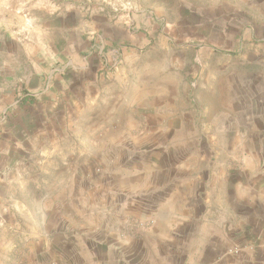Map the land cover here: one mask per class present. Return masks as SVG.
Here are the masks:
<instances>
[{
  "label": "rangeland",
  "instance_id": "rangeland-1",
  "mask_svg": "<svg viewBox=\"0 0 264 264\" xmlns=\"http://www.w3.org/2000/svg\"><path fill=\"white\" fill-rule=\"evenodd\" d=\"M41 3L61 7H34ZM125 15L129 22L117 23ZM32 27L47 33L54 66L44 75L37 69L47 61L34 55L36 68L29 60L35 34L22 29ZM73 46L84 68L68 59ZM133 52L140 59L126 61ZM117 68H128L126 83ZM27 93L37 101L24 107ZM180 124L192 131L170 132ZM162 154L195 179L210 177L200 192L207 207L193 218L209 222L206 231L231 217L228 206L217 211L214 176L245 175V191L249 178L264 179V0H0V264L20 256L10 240L40 227L47 190L66 188L73 175L82 189L140 190L145 177H158ZM241 212L232 223L245 233L225 235L219 248L215 238L219 257L209 264H264L263 213L250 221ZM128 223L136 240L152 225Z\"/></svg>",
  "mask_w": 264,
  "mask_h": 264
},
{
  "label": "crops",
  "instance_id": "crops-1",
  "mask_svg": "<svg viewBox=\"0 0 264 264\" xmlns=\"http://www.w3.org/2000/svg\"><path fill=\"white\" fill-rule=\"evenodd\" d=\"M171 129L170 132L177 133L192 131L182 124ZM159 144L160 148L165 147ZM178 162L162 154L158 164L153 165L158 177L149 181L145 177L144 188L140 190L122 186L82 189L81 175L70 176L67 187L61 186L57 193L47 190L41 200L40 227L35 231L28 226L22 238L10 240V251L20 255L11 264H49V261L59 264H209L217 261L219 252L215 249V238L219 248L225 235L231 237L230 233L236 230L234 235L238 236L247 229L243 224H233L232 214L241 215L243 208L248 210L250 221L254 216L259 217V211L263 213L261 217L264 216V179H251L248 177L251 169L246 170L249 184L245 191L240 185L245 175L235 174L229 179L230 176L222 172L214 176L219 181L217 192L221 196L217 211L225 213L223 206H228L231 217L223 218L218 224L224 232L220 229L206 231L209 226L204 225L210 223L202 221L196 226L193 218L201 215V207H207L206 204L200 206L203 204L200 192L203 186L206 188L210 177L200 174L195 179L192 172L179 170ZM53 195L56 196L51 200ZM48 198L46 204L44 201ZM132 217L152 222L141 239L126 235ZM252 227L254 225L250 226L254 229ZM200 231L205 233L199 234ZM19 245L23 248L18 250Z\"/></svg>",
  "mask_w": 264,
  "mask_h": 264
},
{
  "label": "clouds",
  "instance_id": "clouds-1",
  "mask_svg": "<svg viewBox=\"0 0 264 264\" xmlns=\"http://www.w3.org/2000/svg\"><path fill=\"white\" fill-rule=\"evenodd\" d=\"M5 10H8L9 5L5 4L4 5ZM34 7H40V8H47L51 11H59V8L61 7L60 5H56V4H49V3H41L38 5H34ZM66 7L71 8L73 7V5H67ZM113 8L116 7V5H112ZM133 5L131 4H124L123 8L125 10L132 8ZM139 19V18H137ZM120 21H124L125 23H128V19L127 16H120L119 20L117 21V23H119ZM29 24H31L32 22L29 21ZM5 27H7V25H5ZM38 27H32V28H25L22 29V31H29L30 33H34L35 35H29L27 37V39L30 40V48H31V54L28 55L29 56V60L30 62L33 64L34 67L37 68V64L35 60H32V57L35 55L37 57L43 58L45 61H47L48 63V68H41L39 67L37 70L40 71L41 75H44L45 73L50 72L51 68L54 66V63H52V61L49 59L48 56V48H49V43L47 41V39L45 38L47 33L46 32H40L38 31ZM13 36H16L17 33L13 32L12 33ZM95 31L89 33V39H93L95 38ZM112 53H109V56H111ZM69 60L73 61V67L75 68L77 65L80 66V68H84L86 66V62L84 59H82L76 52L73 46V53L71 56L68 57ZM126 61L128 62H135L138 61L140 59L139 55H137L135 52H133L130 56H127ZM56 61H59V57L56 56ZM61 64H65L66 61H59ZM115 75L117 76V79L121 80L122 82L126 83L127 79H128V68H117ZM53 151H55V149H53ZM48 152H45L44 155H48ZM249 157H245V162L247 163V161L249 160ZM35 234V233H34ZM7 248V245L5 246Z\"/></svg>",
  "mask_w": 264,
  "mask_h": 264
},
{
  "label": "trees",
  "instance_id": "trees-1",
  "mask_svg": "<svg viewBox=\"0 0 264 264\" xmlns=\"http://www.w3.org/2000/svg\"><path fill=\"white\" fill-rule=\"evenodd\" d=\"M36 101H37L36 96H32V95L27 93L19 99V104L25 107L27 104H33L34 105L36 103Z\"/></svg>",
  "mask_w": 264,
  "mask_h": 264
},
{
  "label": "built area",
  "instance_id": "built-area-1",
  "mask_svg": "<svg viewBox=\"0 0 264 264\" xmlns=\"http://www.w3.org/2000/svg\"><path fill=\"white\" fill-rule=\"evenodd\" d=\"M240 250L239 249H234V250H231V253L232 254H239Z\"/></svg>",
  "mask_w": 264,
  "mask_h": 264
}]
</instances>
